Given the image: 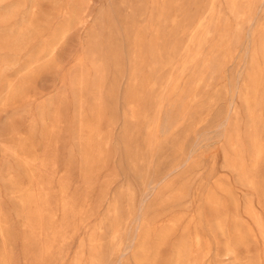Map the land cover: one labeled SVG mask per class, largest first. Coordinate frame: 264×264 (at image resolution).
Wrapping results in <instances>:
<instances>
[{"label": "rangeland", "instance_id": "rangeland-1", "mask_svg": "<svg viewBox=\"0 0 264 264\" xmlns=\"http://www.w3.org/2000/svg\"><path fill=\"white\" fill-rule=\"evenodd\" d=\"M0 264H264V0H0Z\"/></svg>", "mask_w": 264, "mask_h": 264}]
</instances>
